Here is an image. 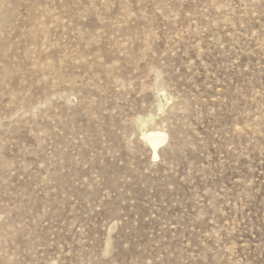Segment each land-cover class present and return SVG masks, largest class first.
I'll return each instance as SVG.
<instances>
[{
    "label": "rangeland",
    "instance_id": "1",
    "mask_svg": "<svg viewBox=\"0 0 264 264\" xmlns=\"http://www.w3.org/2000/svg\"><path fill=\"white\" fill-rule=\"evenodd\" d=\"M0 264H264V0H0Z\"/></svg>",
    "mask_w": 264,
    "mask_h": 264
},
{
    "label": "bare ground",
    "instance_id": "2",
    "mask_svg": "<svg viewBox=\"0 0 264 264\" xmlns=\"http://www.w3.org/2000/svg\"><path fill=\"white\" fill-rule=\"evenodd\" d=\"M142 137L145 143L149 145L153 158H158V150L166 141L164 132L158 129H147L142 134Z\"/></svg>",
    "mask_w": 264,
    "mask_h": 264
}]
</instances>
